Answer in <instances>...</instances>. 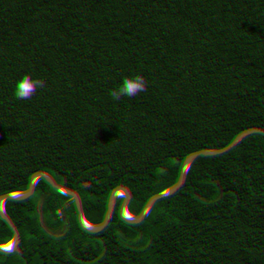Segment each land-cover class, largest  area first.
Masks as SVG:
<instances>
[{
	"label": "trees",
	"instance_id": "16d2710c",
	"mask_svg": "<svg viewBox=\"0 0 264 264\" xmlns=\"http://www.w3.org/2000/svg\"><path fill=\"white\" fill-rule=\"evenodd\" d=\"M0 264H264V0H0Z\"/></svg>",
	"mask_w": 264,
	"mask_h": 264
},
{
	"label": "clouds",
	"instance_id": "9594fccd",
	"mask_svg": "<svg viewBox=\"0 0 264 264\" xmlns=\"http://www.w3.org/2000/svg\"><path fill=\"white\" fill-rule=\"evenodd\" d=\"M46 87L43 79H33L30 74H25L20 79L15 88V97L18 100H30L37 92V89ZM147 91V81L142 74H136L132 77L125 76L123 83L110 91L109 95L113 100L119 101L123 97L129 98L137 96L141 92ZM11 247L8 251H11Z\"/></svg>",
	"mask_w": 264,
	"mask_h": 264
},
{
	"label": "snow or ice",
	"instance_id": "6c2138e0",
	"mask_svg": "<svg viewBox=\"0 0 264 264\" xmlns=\"http://www.w3.org/2000/svg\"><path fill=\"white\" fill-rule=\"evenodd\" d=\"M9 247H11V245H9Z\"/></svg>",
	"mask_w": 264,
	"mask_h": 264
}]
</instances>
